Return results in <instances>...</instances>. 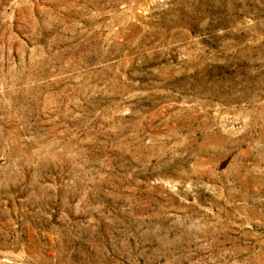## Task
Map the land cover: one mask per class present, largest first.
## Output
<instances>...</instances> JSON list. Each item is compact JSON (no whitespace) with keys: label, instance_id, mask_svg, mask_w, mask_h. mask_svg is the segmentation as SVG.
<instances>
[{"label":"rangeland","instance_id":"obj_1","mask_svg":"<svg viewBox=\"0 0 264 264\" xmlns=\"http://www.w3.org/2000/svg\"><path fill=\"white\" fill-rule=\"evenodd\" d=\"M0 264H264V0H0Z\"/></svg>","mask_w":264,"mask_h":264}]
</instances>
